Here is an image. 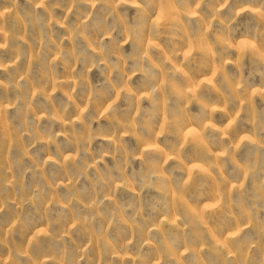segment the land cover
I'll return each mask as SVG.
<instances>
[{"label": "rangeland", "instance_id": "obj_1", "mask_svg": "<svg viewBox=\"0 0 264 264\" xmlns=\"http://www.w3.org/2000/svg\"><path fill=\"white\" fill-rule=\"evenodd\" d=\"M0 264H264V0H0Z\"/></svg>", "mask_w": 264, "mask_h": 264}]
</instances>
